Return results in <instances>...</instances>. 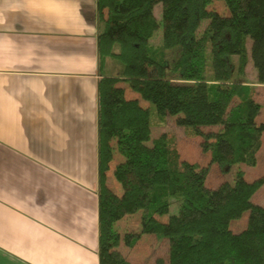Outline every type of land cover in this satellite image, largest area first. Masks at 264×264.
Wrapping results in <instances>:
<instances>
[{
  "label": "trees",
  "instance_id": "trees-1",
  "mask_svg": "<svg viewBox=\"0 0 264 264\" xmlns=\"http://www.w3.org/2000/svg\"><path fill=\"white\" fill-rule=\"evenodd\" d=\"M212 1L97 0L100 68L120 65L98 85L100 264H114L122 240L116 225L140 210L141 232L123 238L132 245L144 233L167 237L169 264H264V206L252 200L264 177L248 181L243 170L257 164L264 133V120L256 121L263 105L247 80L252 62L256 83L264 84V0H222L228 14L210 9ZM160 25L162 42L151 44ZM152 106L160 125L172 115L201 137L209 165L182 159L173 134L152 139ZM116 149L121 196L105 183ZM213 163L223 171L237 165L234 182L207 186ZM173 197L182 199L178 212L162 221ZM246 212L245 228L233 231L231 222Z\"/></svg>",
  "mask_w": 264,
  "mask_h": 264
},
{
  "label": "crops",
  "instance_id": "crops-1",
  "mask_svg": "<svg viewBox=\"0 0 264 264\" xmlns=\"http://www.w3.org/2000/svg\"><path fill=\"white\" fill-rule=\"evenodd\" d=\"M99 29L97 0H0V264H100L98 85L115 64L100 68ZM243 170L264 177V133Z\"/></svg>",
  "mask_w": 264,
  "mask_h": 264
},
{
  "label": "rangeland",
  "instance_id": "rangeland-1",
  "mask_svg": "<svg viewBox=\"0 0 264 264\" xmlns=\"http://www.w3.org/2000/svg\"><path fill=\"white\" fill-rule=\"evenodd\" d=\"M210 9H214L218 12H223L228 14L229 10L225 6L222 0H213L209 5ZM155 14L158 18L161 19L162 16V5H156ZM207 21H203L201 23L202 27L206 25ZM164 34V26L160 25L158 30L155 32L154 36L150 39L151 44H159L162 42ZM248 48H251V40L248 42ZM171 52V51H170ZM169 52V53H170ZM112 61H107L106 65L109 67V64ZM114 71L113 73H120L118 68L120 65L114 63ZM252 68V69H250ZM249 72L250 76L256 75V70L252 64L249 63ZM120 85L128 87L127 82L122 81ZM129 95L137 96L140 99V102L143 105H149V102L145 101L141 98V96L128 89ZM175 116L168 115L167 122L165 125H160L157 117L155 107L152 106V113L150 118L151 129H152V139L158 137L160 134L167 132L169 134H173L177 139V145L179 152L181 154L182 159L199 163L200 165H209L210 164V153L204 152L201 150L200 136H190V134L185 130V127L180 126L176 123ZM115 161H119L121 158L123 159L120 152L116 149L115 151ZM116 168V166H115ZM115 170V169H114ZM237 171V165H232L226 171L218 164H211L209 167V171L206 177V185L207 186H217L222 181L228 180L233 183L234 178L233 175ZM225 179V180H224ZM123 190L117 193V196L122 193ZM182 199L179 197H173L170 202V211L168 215L159 217L162 221H167L169 215L175 214L178 212V206L181 203ZM141 216L142 211H137L131 215H128L118 221L116 228L119 230L122 240L118 247L113 249L114 252V264H121V260L125 259L129 261V264H158V260L160 259V264H169V239L167 237H158L154 234L144 233L141 234L140 237H137L135 242L132 245L126 243L123 238L127 232L132 233H140L142 229L141 225ZM248 220V212L244 213L243 216L239 219L233 220L230 224V227L233 231L240 232L242 231Z\"/></svg>",
  "mask_w": 264,
  "mask_h": 264
}]
</instances>
